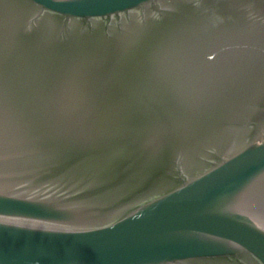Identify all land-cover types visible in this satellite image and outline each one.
Returning <instances> with one entry per match:
<instances>
[{
	"label": "water",
	"instance_id": "1",
	"mask_svg": "<svg viewBox=\"0 0 264 264\" xmlns=\"http://www.w3.org/2000/svg\"><path fill=\"white\" fill-rule=\"evenodd\" d=\"M0 264H264V0H0Z\"/></svg>",
	"mask_w": 264,
	"mask_h": 264
}]
</instances>
